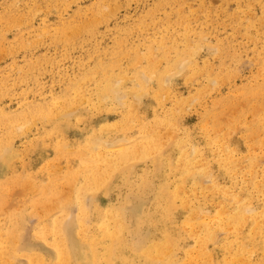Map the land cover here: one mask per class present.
<instances>
[{
  "label": "rangeland",
  "instance_id": "obj_1",
  "mask_svg": "<svg viewBox=\"0 0 264 264\" xmlns=\"http://www.w3.org/2000/svg\"><path fill=\"white\" fill-rule=\"evenodd\" d=\"M0 253L264 264V0H0Z\"/></svg>",
  "mask_w": 264,
  "mask_h": 264
},
{
  "label": "bare ground",
  "instance_id": "obj_2",
  "mask_svg": "<svg viewBox=\"0 0 264 264\" xmlns=\"http://www.w3.org/2000/svg\"><path fill=\"white\" fill-rule=\"evenodd\" d=\"M142 78H144V77H142ZM119 79H120V78H118V81H119ZM140 79H141V77H140ZM163 79H164V78H163ZM106 80H107V82H106V91H105V93H108V94H114V95H115V93H117V92H116L115 85H114V83H113L114 81L112 82V79H111V78H107ZM106 80H105V81H106ZM141 80H142V79H141ZM144 81H146V80H144ZM115 83H117V81H116ZM136 84H137V83H136ZM136 86H137V85H136ZM139 86H140V85H139ZM101 88H102V87H101ZM104 88H105V87H104ZM143 89H144V88H143ZM106 95H107V94H106ZM101 99H103V97H102ZM117 99H118V98H117ZM42 111H43V110H42ZM48 114H49V113H48ZM160 138H161V137H160ZM89 143H90V142H89ZM98 143H99V142H98ZM98 143H97V144H98ZM143 143H144V142H143ZM147 143H148V145H149V142H146V145H147ZM100 144H101V143H100ZM91 145H92V142H91ZM91 145H90V147H91ZM102 145H103V144H102ZM66 146H67V145H66ZM92 146H93V145H92ZM132 146H133V145H132ZM132 146H131V148H132ZM135 146H136V145H135ZM139 146H140V145H139ZM141 146H142V145H141ZM96 147H97V145H96ZM96 147H95V148H96ZM137 147H138V145H137ZM151 147H152V144H151ZM91 148H92V147H91ZM104 148H105V147H104ZM140 148H141V147H140ZM140 148H139V149H140ZM3 149H4V148H3ZM102 149H103V148H102ZM128 149H129V148H128ZM128 149H127V150H128ZM139 149H135V151H136V150H139ZM142 149H144V146L142 147ZM89 150H90V149H89ZM140 150H141V149H140ZM84 151H85V150H84ZM104 151H106V150H104ZM150 151H151V149H150ZM2 152H3V150H2ZM144 152H145V151H144ZM81 153H82V152H81ZM90 153H91V152H90ZM90 153H89V154H90ZM107 153H108V152H107ZM135 153H136V155L138 154L137 152H135ZM146 153H147V152H146ZM82 154H85V153H82ZM141 154H142V152H141ZM148 154H149V152H148ZM86 155H87V154H86ZM110 155H111V154H110ZM118 155H119V157H117V158L127 159L126 161H128V158H130V156L132 155V152H125V153H121V154H118ZM134 155H135V154H134ZM142 155H143V154H142ZM146 155H147V154H146ZM87 156H88V155H87ZM89 156H90V155H89ZM95 156H96V155H95ZM102 156H103V155H102ZM112 157H113V156H112ZM131 158H133V157H131ZM84 159H85V158H84ZM110 159H111V158H110ZM86 160H87V159H86ZM89 160H90V159H89ZM92 160H93V159H92ZM82 161H83V160H82ZM84 161H85V160H84ZM110 161H111V160H110ZM126 161H125V162H126ZM117 162H118V161H117ZM81 163H82V162H81ZM108 163H109V162H108ZM120 163H121V161H120ZM123 163H124V162H123ZM127 163H128V162H127ZM83 164H84V163H83ZM87 164H88V163H87ZM117 164H118V163H117ZM154 164H155V163H154ZM105 165H106V164H105ZM124 165H126V164H124ZM98 166H99V165H98ZM100 166L103 167L102 165H100ZM110 166H112V165H110ZM120 166H122V165H118V167H120ZM90 167H91V166H90ZM95 167H96V166H95ZM95 167H94V168H95ZM116 167H117V166H116ZM116 167H115V169H116ZM122 167L124 168V166H122ZM84 168H85V167H84ZM88 168H89V164H88ZM113 168H114V167H113ZM113 168H112V169H113ZM129 168L132 169L131 166H130ZM98 169H99V168H98ZM100 169H101V168H100ZM131 169H128V171L131 172ZM87 170H88V169H86L85 172H87ZM121 170H122V169H121ZM132 170H133V169H132ZM109 171H110V170H109ZM82 172H84V171H82ZM85 172H84V173H85ZM115 172H116V171H115ZM130 172H129V173H130ZM89 173H90V172H89ZM114 174H115V173H114ZM152 174H153V173H152ZM83 175H84V174H83ZM83 175H80V176H83ZM84 176H85V175H84ZM105 176H106V175H105ZM112 176H114V175H112ZM96 177H97V176H96ZM110 177H111V176H110ZM120 177H121V176H120ZM103 178H104V177H103ZM105 179H106V177H105ZM109 179H110V178H109ZM109 179H108V180H109ZM89 180H90V179H89ZM97 180H98V179H97ZM82 181H83V180H82ZM85 182H86V181H85ZM92 182H93V181H92ZM106 182H107V181H106ZM72 183H73V182H72ZM88 183H89V182H88ZM108 183H109V181H108ZM92 184H93V183H92ZM145 184H146V183H145ZM89 185H90V184H89ZM95 185H96V184H95ZM99 185H100V183H99ZM107 185H108V184H107ZM99 187H100V186H99ZM96 188H97V186H96ZM144 188H145V186H144ZM39 189H40V188H39ZM81 189H84V188L81 187ZM84 191H85V190H84ZM81 193H82V190H81ZM83 194L86 195V193H83ZM83 196H84V195H83ZM58 198H59V197H58ZM81 198H82V197L79 198V201H82V199H84V197H83L82 199H81ZM89 199H91V197H90ZM89 199L87 198L86 200L90 201ZM88 201H87V202H88ZM55 202H57L56 199H55ZM84 202H86V201H84ZM130 202H131V201H130ZM82 203H83V202H82ZM127 204H128V203H127ZM186 204H187V203H186ZM83 205H84V204H83ZM78 206H79V205H78ZM124 207H125V206H124ZM124 207L121 206V209H120L119 211L116 209V210H117L116 212H118V214H120V213L123 212L122 215H125L124 213H125L126 208H124ZM126 207H127V206H126ZM241 207H242V206H241ZM243 207H244V206H243ZM81 208H83V207H82V204H81ZM84 208H85V207H84ZM79 209H80V208H79ZM114 209H115V208H114ZM114 209H113V210H114ZM170 209H171V208H170ZM241 209H242V208H241ZM84 210H85V209H84ZM121 210H122V211H121ZM79 211H80V210H79ZM120 211H121V212H120ZM241 211H242V210H241ZM119 212H120V213H119ZM242 212H243V211H242ZM83 213H84V212H83ZM238 213H239V212H238ZM244 213H245V212H244ZM112 214H114V213H112ZM115 214H116V213H115ZM118 214H117V215H118ZM126 214H127V210H126ZM242 215H243V213H242ZM80 216H82L81 213H80ZM76 217H77V216H76ZM83 217H84V216H83ZM124 217H125V216H124ZM124 217H123V218H124ZM236 217H237V215H236ZM236 217H235L234 219H236ZM245 217H246V216H245ZM245 217H243V218H245ZM81 218H82V217H81ZM123 218H122V219H123ZM243 218H241V219L243 220ZM77 219H79V218H77ZM85 219H86V217H85ZM118 219H120V217H119ZM118 219H117V220H118ZM129 219H130V218H129ZM146 219H147V218H146ZM82 220L84 221V219H82ZM56 221H58V220H56ZM63 221L65 222L66 220H63ZM63 221H62V223L64 224ZM76 221H77V220H76ZM123 221H125V219H124ZM239 221H240V216H239ZM84 222H85V221H84ZM244 222H245V220H244ZM62 223H61V224H62ZM72 223H73V221H72ZM120 223L122 224V222H120ZM123 223H124V222H123ZM240 223H241V222H240ZM54 224H55V222H54ZM61 224H60V225H61ZM78 224H79V223H78ZM82 224H83V223H82ZM84 224H85V223H84ZM116 224H117V221H116ZM57 225H58V223H57ZM57 225H56V226H57ZM123 225H126V224L124 223ZM80 226H81L80 228H82V225H80ZM104 226H105V225H104ZM106 226H107V225H106ZM117 226H118V225H117ZM119 226H120V224H119ZM121 226H122V225H121ZM128 226H129V225H128ZM241 227H242V225H241ZM64 228H65V227H64ZM102 228H103V227H102ZM102 228H101V229H102ZM115 228H116V227H115ZM122 228H123V227H122ZM122 228H121V229H122ZM129 228H130V227H129ZM68 229H69V228H68ZM84 229H85V228H84ZM104 229H105V228H104ZM119 229H120V228H119ZM80 230H81V229H80ZM82 230H83V229H82ZM12 231H14V230H12ZM58 231H59V230H58ZM58 231H57V232H58ZM61 231H62V230H61ZM65 231H67V230H66V229H65V230L63 229L62 232L65 233ZM83 231H84V230H83ZM14 232H15V231H14ZM62 232H61V233H62ZM114 232H116V231H114ZM15 233H16V232H15ZM58 233H59V232H58ZM61 233H60V234H61ZM120 233H121V232H120ZM120 233H119V234H120ZM122 233H123V232H122ZM83 234H85V233H83ZM116 234H117V232H116ZM123 234H124V233H123ZM123 234H122V235H123ZM64 235H65V234H64ZM122 235H121V236H122ZM52 236H53V235H52ZM58 236H59V235H58ZM209 236H210V235H209ZM61 237H62V236H61ZM103 237H104V235H103ZM117 237H119V236L117 235ZM123 237H124V236H123ZM123 237H122V238H123ZM9 238H10V237H9ZM70 238H71V236H70ZM104 238H105V237H104ZM215 239H217V238H215ZM57 240H58V239H57ZM104 240H105V239H104ZM123 240H124V238H123ZM123 240H122V241H123ZM125 240H126V239H125ZM139 240H140V239H139ZM52 241H53V240H52ZM71 241H72V240H71ZM112 241H114V239H113ZM120 241H121V240H120ZM103 242H104V241H103ZM125 242H126V241H125ZM68 243H69V242H68ZM70 243H71V242H70ZM120 243H121V242H120ZM116 244H117V243H116ZM169 244H170V243H169ZM54 245H55V244H54ZM67 245H68V244H67ZM57 246H58V245H57ZM65 246H66V245H64V247H65ZM112 246H113V245H112ZM120 246H121V245H120ZM123 246H124V245H123ZM64 247H63V248H64ZM118 247H119V246H118ZM167 247H168V246H167ZM169 247H170V246H169ZM59 248H60V246H59ZM59 248H58V249H59ZM113 248H114V247H113ZM155 249H156V248H155ZM168 249H169V248H168ZM59 250H60V249H59ZM61 250H62V248H61ZM65 250H66V249H65ZM10 251H11V249H10ZM10 251H9V252H10ZM57 251H58V250H57ZM63 251H64V249H63ZM10 253H11V252H10ZM64 253H65V252H64ZM113 253H114V252H113ZM0 254H1V253H0ZM2 254H5V252H2ZM6 254H7V253H6ZM8 254H9V253H8ZM8 254H7V256H8ZM61 254H62V252H61ZM63 255H64V254H63ZM66 255H67V254H66ZM66 255H65V256H66ZM151 255H152V254H151ZM165 255H166V254H165ZM3 256H4V255H2V258H1L2 260H3ZM61 256H62V255H61ZM65 256H64V257H65ZM0 257H1V255H0ZM4 257H5V256H4ZM130 257H131V256H130ZM4 259H5V258H4ZM71 259H72V258H71ZM71 259H70V260H71ZM2 260H1V262H2ZM64 260H65V259H64ZM198 260H199V259H198ZM5 261H6V260H5ZM5 261H4V262H5ZM76 261H77V260H76ZM11 262H12V261H11ZM13 262H15V259H14ZM13 262H12V263H13ZM16 262H17V261H16ZM31 262H32V261H31ZM18 263H19V262H18ZM59 263H60V262H59ZM147 263H148V262H147ZM1 264H2V263H1ZM132 264H133V263H132Z\"/></svg>",
  "mask_w": 264,
  "mask_h": 264
}]
</instances>
